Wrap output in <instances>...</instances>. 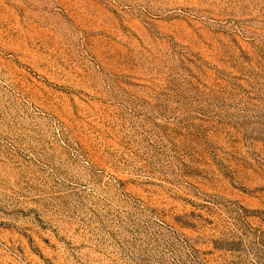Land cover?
<instances>
[{
  "label": "rangeland",
  "instance_id": "374dc122",
  "mask_svg": "<svg viewBox=\"0 0 264 264\" xmlns=\"http://www.w3.org/2000/svg\"><path fill=\"white\" fill-rule=\"evenodd\" d=\"M0 264H264V0H0Z\"/></svg>",
  "mask_w": 264,
  "mask_h": 264
}]
</instances>
